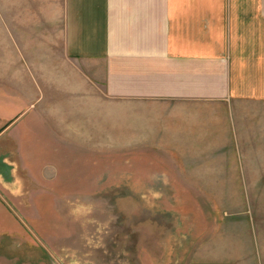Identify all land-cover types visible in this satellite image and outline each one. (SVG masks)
Segmentation results:
<instances>
[{
  "label": "crops",
  "instance_id": "crops-1",
  "mask_svg": "<svg viewBox=\"0 0 264 264\" xmlns=\"http://www.w3.org/2000/svg\"><path fill=\"white\" fill-rule=\"evenodd\" d=\"M116 116L175 179L264 181V0H0V133Z\"/></svg>",
  "mask_w": 264,
  "mask_h": 264
},
{
  "label": "rangeland",
  "instance_id": "rangeland-1",
  "mask_svg": "<svg viewBox=\"0 0 264 264\" xmlns=\"http://www.w3.org/2000/svg\"><path fill=\"white\" fill-rule=\"evenodd\" d=\"M50 120L0 133V264H264V181L175 179L122 117L99 148Z\"/></svg>",
  "mask_w": 264,
  "mask_h": 264
}]
</instances>
